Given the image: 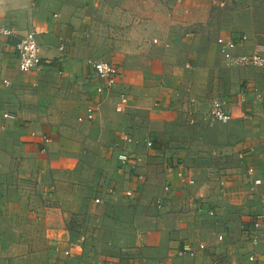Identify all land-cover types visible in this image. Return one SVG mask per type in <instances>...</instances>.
Listing matches in <instances>:
<instances>
[{
    "label": "crops",
    "instance_id": "1",
    "mask_svg": "<svg viewBox=\"0 0 264 264\" xmlns=\"http://www.w3.org/2000/svg\"><path fill=\"white\" fill-rule=\"evenodd\" d=\"M201 1L206 2L199 15L191 12L194 6L188 14L177 10L182 16L175 15L171 25L155 30L161 38L156 46L129 30L121 43L115 41L107 35V26L97 25L92 0H0V264H44L46 256L28 241L47 234L51 220L57 229L50 233L53 242L47 248L56 260L49 263L69 260L59 243L70 248L71 255H80L81 245L70 241L65 226L67 214L39 215L42 202L25 183L30 177L42 182L47 175L60 179L73 168L66 158L70 156L56 152L67 141H79L83 133L99 145L97 158L107 166L105 182L93 189V202L97 195L104 203L112 200L111 207H130L124 202L129 201L137 213L129 224L133 232L136 229L132 246H137L122 247L124 235L109 240V247L98 250L108 254L103 264H264V224L257 245L245 233L253 216L264 212V68L234 66L226 60L231 68L220 71L212 64L218 62L216 54L223 61L217 42L211 46L214 54H203L205 46L194 34L177 37L180 25L209 20L212 0ZM230 27L223 26L219 36L237 34ZM6 29L11 34H4ZM31 30L37 32L42 56L54 63L24 72L14 46ZM192 31L195 26L188 32ZM244 33L248 40L236 53L264 54L263 49L252 50L254 40ZM178 40L186 48L176 56H188L201 90H208L214 76L213 91L230 96L225 101L228 122L209 119L212 105L204 97L200 102L186 100L187 87L180 78L190 70L164 50L176 47ZM61 41L67 44L64 54L58 50ZM88 60L121 68L123 75L113 91L97 95L98 79ZM121 92L128 101L118 112ZM98 100L101 108L95 119L79 122ZM50 127L63 135L73 129L56 143L47 132ZM123 134L131 141L122 139ZM245 148L253 154L242 158ZM122 152L139 162L121 166ZM250 167L255 169L252 175ZM180 171L193 183H183ZM108 188L114 193H107ZM128 190L135 196L128 197Z\"/></svg>",
    "mask_w": 264,
    "mask_h": 264
},
{
    "label": "rangeland",
    "instance_id": "2",
    "mask_svg": "<svg viewBox=\"0 0 264 264\" xmlns=\"http://www.w3.org/2000/svg\"><path fill=\"white\" fill-rule=\"evenodd\" d=\"M187 1L92 0L94 4L92 8L95 9L94 13L96 15L97 25L99 27L107 26V35H113L114 40L118 43H121L120 40L124 38V34L129 30V33L133 34L134 37L143 40L149 39V42L151 40L152 44L158 46L161 38L155 33L157 32L155 30L166 28L169 26L168 24L171 25L170 22L172 21L173 23L172 18L175 15L177 18L182 16L180 13L177 14V12L188 14L187 9L190 12L191 6H194L191 10L194 16L199 15L201 11L203 12L206 1L203 3L201 0ZM185 5L187 8L184 7ZM211 7L210 18L206 23L201 24L197 22L191 25H180L179 29L175 32L178 34L177 37L182 39L184 36L187 37L188 34H194L200 39L201 44L203 43L205 46L202 53L214 54L215 51H212L211 46L217 42L219 35L225 31L221 30L223 26L231 25L234 30L247 32L251 35V38L254 40L253 43L255 44L252 50L263 49L264 51V0H212ZM231 22H235V25L230 24ZM192 26H195L196 31L188 32ZM154 40H158V43H154ZM185 48L186 45L181 44L180 40H178L176 47L164 48V50H167L166 52L170 59L174 58L175 61L179 62V65L190 70L183 72L180 78L182 80L180 84L187 87V91H185L188 95L185 96L186 100L192 103L195 100L199 101L200 97H204L208 104L210 103L209 105H212L215 99L229 102L228 98L230 96H223L217 93L218 91H213L217 90V86L215 85L217 79L214 76L210 77L211 85L208 86V90L205 91L206 93L201 90L198 86L196 73L190 69L191 65L189 64L188 56L180 60L176 56L177 51H183ZM219 54L222 56L221 58L224 63L219 59V55L216 54L215 57H217L218 62L213 61L212 64L220 68V71L221 68H231L230 65L232 64L228 66L226 61L227 57L222 53L221 48ZM176 64L177 62L172 67L174 72L176 67H178ZM199 64L202 67L200 62ZM118 105L119 103L116 106V110ZM209 110L211 111V107ZM209 119L212 121L211 118ZM72 129L73 127L68 128L64 135L59 133L60 130H55L53 127H50L47 132L53 141L57 143L59 139L61 142V137L68 138V134H70ZM78 132L80 133L79 130ZM88 135V133L81 134L80 140L77 141V138H75V143L72 144H68V141L65 142L60 146L59 152H56L70 156L66 158L70 159L73 165V168H67L63 175H60V179L50 178L47 175V179L43 178L42 182L39 177H30L26 180L27 183H25V185L34 188L33 193L42 202L41 208L43 211H37L39 215L48 214L53 216L57 213L64 217V214H67L65 226L69 231L70 241L81 245L82 251L79 256H75V254V257L73 255L69 256L65 252L71 250L70 248L67 249L60 243L56 244L59 245L58 249L63 253L62 255L66 259H69L64 260L65 264H103V258L105 256L108 257V254H103L98 250H104L106 247H109L106 244L109 240L121 237L122 235H124V238H127L126 243L122 247L129 248L136 244V229L133 232V228L129 225L137 216L135 206L132 203L124 201L130 207L122 205H112L111 207L110 205L113 204L112 200L100 205H95L93 202V189L99 186L101 182H105L103 177L107 166L97 158V155H99V145L91 141ZM242 167H245V165L242 164ZM259 170L261 177L262 172L261 169ZM257 196H259V192H257ZM152 209V206L149 207L151 213ZM51 222L50 231H47V234L42 232L39 238L28 241L32 249L38 250L40 254L43 252L44 256H46V259L43 258L42 261L45 262L44 264H52L49 262H52L54 258L56 260V257L52 256L47 248L48 244L51 241L53 242L50 233L56 228L53 225L55 220H51ZM136 246H132L131 248H135ZM112 255L110 254L109 256Z\"/></svg>",
    "mask_w": 264,
    "mask_h": 264
},
{
    "label": "built area",
    "instance_id": "3",
    "mask_svg": "<svg viewBox=\"0 0 264 264\" xmlns=\"http://www.w3.org/2000/svg\"><path fill=\"white\" fill-rule=\"evenodd\" d=\"M32 6H36V3H33ZM4 34H11L10 30H4ZM248 40V36L244 32H237L234 35H221L217 39V44L220 46L222 53L227 57V61L234 65L240 67H255V68H264V54L261 51H255L251 53H240L237 54L236 50L243 46L244 43ZM157 42V40H154ZM15 52L18 61L19 70L24 72L41 70L44 66H51L54 62L52 59L44 58L41 54V45L37 40V32L35 30L29 31L25 36H23L15 44ZM67 44L65 41H61L58 44V50L61 54H64L67 50ZM90 69L92 70L94 76L98 79V85L96 87V93L98 96H102L106 91H113L119 84L122 77V72L119 66L112 64L107 61H87ZM128 98L124 92L120 93V102L117 110L123 111L124 106L127 104ZM101 100L95 102L94 106L86 108V110L78 117L79 122L93 121L100 111ZM6 117H13L11 115H5ZM210 118L220 122H228L230 119V114L227 110V103L221 99H215L212 103ZM122 139L131 141V137L127 134H123ZM45 141L46 137H43ZM148 146H152V142H147ZM253 154L251 148L243 149L241 157H250ZM118 160L121 163V166L125 165H136L139 162V158H136L126 152H122L118 155ZM255 169L250 167L248 169L249 175H252ZM181 181L185 184L193 183V180L187 178V175L182 171L178 173ZM255 184H261V180L255 179ZM107 193L112 194L114 190L112 188L107 189ZM136 192L134 190H128L126 195L128 197H134ZM95 204H103V196L97 195L94 198ZM264 224V212L255 214L249 226L245 228V233L248 236L249 240L254 245H257L259 242L258 231H260L261 226ZM222 240V237H220ZM202 248L204 246H201ZM66 255L71 256L70 250H67ZM180 255L183 252L179 253ZM251 260L254 259L253 254L250 257Z\"/></svg>",
    "mask_w": 264,
    "mask_h": 264
}]
</instances>
